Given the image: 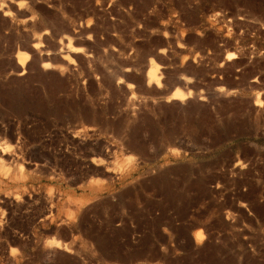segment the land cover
Masks as SVG:
<instances>
[{
	"label": "rangeland",
	"instance_id": "obj_1",
	"mask_svg": "<svg viewBox=\"0 0 264 264\" xmlns=\"http://www.w3.org/2000/svg\"><path fill=\"white\" fill-rule=\"evenodd\" d=\"M0 264H264V0H0Z\"/></svg>",
	"mask_w": 264,
	"mask_h": 264
},
{
	"label": "bare ground",
	"instance_id": "obj_2",
	"mask_svg": "<svg viewBox=\"0 0 264 264\" xmlns=\"http://www.w3.org/2000/svg\"><path fill=\"white\" fill-rule=\"evenodd\" d=\"M20 59H21V62H23L24 59H26V57L24 56V54H22V58H20ZM150 78H151L150 80H152V79L153 80H157L156 79L157 77H156V74H155L154 70L150 72Z\"/></svg>",
	"mask_w": 264,
	"mask_h": 264
}]
</instances>
